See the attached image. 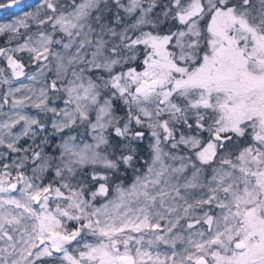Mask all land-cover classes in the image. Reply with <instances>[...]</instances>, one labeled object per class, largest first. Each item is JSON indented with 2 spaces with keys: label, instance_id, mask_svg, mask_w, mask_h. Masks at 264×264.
<instances>
[{
  "label": "snow or ice",
  "instance_id": "snow-or-ice-1",
  "mask_svg": "<svg viewBox=\"0 0 264 264\" xmlns=\"http://www.w3.org/2000/svg\"><path fill=\"white\" fill-rule=\"evenodd\" d=\"M0 11V264H264V0Z\"/></svg>",
  "mask_w": 264,
  "mask_h": 264
},
{
  "label": "trees",
  "instance_id": "trees-1",
  "mask_svg": "<svg viewBox=\"0 0 264 264\" xmlns=\"http://www.w3.org/2000/svg\"><path fill=\"white\" fill-rule=\"evenodd\" d=\"M8 15H9V13L0 11V16L7 18Z\"/></svg>",
  "mask_w": 264,
  "mask_h": 264
},
{
  "label": "rangeland",
  "instance_id": "rangeland-1",
  "mask_svg": "<svg viewBox=\"0 0 264 264\" xmlns=\"http://www.w3.org/2000/svg\"><path fill=\"white\" fill-rule=\"evenodd\" d=\"M0 2H6V0H0ZM25 2H28V0H25Z\"/></svg>",
  "mask_w": 264,
  "mask_h": 264
}]
</instances>
